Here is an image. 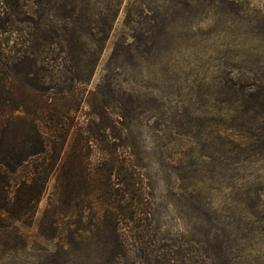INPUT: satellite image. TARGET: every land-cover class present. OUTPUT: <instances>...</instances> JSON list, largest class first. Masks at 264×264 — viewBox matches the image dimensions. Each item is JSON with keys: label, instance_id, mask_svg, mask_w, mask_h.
Returning a JSON list of instances; mask_svg holds the SVG:
<instances>
[{"label": "rangeland", "instance_id": "rangeland-1", "mask_svg": "<svg viewBox=\"0 0 264 264\" xmlns=\"http://www.w3.org/2000/svg\"><path fill=\"white\" fill-rule=\"evenodd\" d=\"M61 3L44 17L104 38L87 88L127 130L88 151L106 190L62 205L54 175L35 210L0 231V264H198L182 256L194 238L207 239V264H264V0ZM132 177L159 234L151 249L115 233L117 188Z\"/></svg>", "mask_w": 264, "mask_h": 264}, {"label": "trees", "instance_id": "trees-1", "mask_svg": "<svg viewBox=\"0 0 264 264\" xmlns=\"http://www.w3.org/2000/svg\"><path fill=\"white\" fill-rule=\"evenodd\" d=\"M52 1L0 0V231L35 210L54 175L62 205L81 190L105 191L104 178L87 170L89 152L95 144L106 151L111 129L123 143L127 130L110 116L107 104L94 102L95 92L87 88L104 38L68 35L70 22L44 17L53 9ZM84 104L91 112L81 123L77 112ZM123 169L121 162L119 176ZM121 181L115 233L121 244L146 238L145 247L151 249L159 234L144 188L133 177ZM166 238L172 239L162 240ZM206 240H188L193 254L183 249L184 260L195 257L196 263L207 264L211 252Z\"/></svg>", "mask_w": 264, "mask_h": 264}]
</instances>
